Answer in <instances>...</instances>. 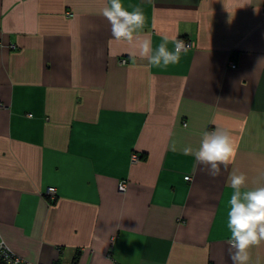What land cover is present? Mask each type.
<instances>
[{
  "label": "crops",
  "instance_id": "obj_1",
  "mask_svg": "<svg viewBox=\"0 0 264 264\" xmlns=\"http://www.w3.org/2000/svg\"><path fill=\"white\" fill-rule=\"evenodd\" d=\"M121 3L153 50L192 48L148 67L107 0H0V236L36 264H232L229 177L264 172V0ZM216 129L237 154L213 178L183 149Z\"/></svg>",
  "mask_w": 264,
  "mask_h": 264
},
{
  "label": "clouds",
  "instance_id": "obj_2",
  "mask_svg": "<svg viewBox=\"0 0 264 264\" xmlns=\"http://www.w3.org/2000/svg\"><path fill=\"white\" fill-rule=\"evenodd\" d=\"M101 14L109 23L114 40L125 41L138 49L140 57L148 61V67L179 63L181 53H186L190 47L179 40L177 34L172 37L173 50L167 47L168 37H163V42L153 50L151 34H140L146 17L139 6L128 11L121 0H107ZM183 152L185 155L195 156L197 162L206 166L207 174L213 178L220 176L222 169H227L235 161L237 154L231 133L225 129L204 131L199 147H185ZM229 181L233 189L227 219L230 232L226 241L229 258L232 264H248L249 250L264 242V172L258 176V186L253 189L242 191L246 186L247 176L238 170L232 172ZM0 247H7L2 236Z\"/></svg>",
  "mask_w": 264,
  "mask_h": 264
},
{
  "label": "built area",
  "instance_id": "obj_3",
  "mask_svg": "<svg viewBox=\"0 0 264 264\" xmlns=\"http://www.w3.org/2000/svg\"><path fill=\"white\" fill-rule=\"evenodd\" d=\"M186 46H190L189 49L192 48V43L191 42H185ZM11 50H15V46H10L9 47ZM188 49V50H189ZM121 64H125V61L122 60ZM230 68L234 69L235 65L234 63H230ZM137 161L136 157H132V162L135 163ZM126 185L124 182H121L118 185V192L119 193H124L125 192ZM48 196H54L55 195V190L52 188L47 189L46 191ZM0 264H36V263H30L27 262L26 260L22 259L21 257L17 256L8 246L7 247H0Z\"/></svg>",
  "mask_w": 264,
  "mask_h": 264
}]
</instances>
